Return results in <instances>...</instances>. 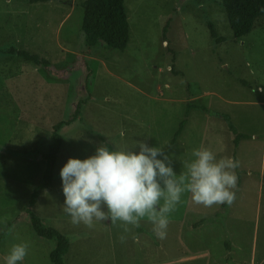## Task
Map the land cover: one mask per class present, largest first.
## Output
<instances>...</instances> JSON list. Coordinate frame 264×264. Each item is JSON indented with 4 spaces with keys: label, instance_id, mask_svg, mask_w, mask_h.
<instances>
[{
    "label": "rangeland",
    "instance_id": "obj_1",
    "mask_svg": "<svg viewBox=\"0 0 264 264\" xmlns=\"http://www.w3.org/2000/svg\"><path fill=\"white\" fill-rule=\"evenodd\" d=\"M82 1L0 0V264L21 242L29 244L22 264H52L55 240L34 232L27 209L68 237L65 264H233L225 253L236 264L252 256L261 264L264 15L235 38L220 0H125L130 38L120 50L102 41L87 46ZM9 47L50 64L28 63L2 49ZM80 100L79 118L58 130L52 184L39 188L52 126ZM231 126L241 134L235 144ZM138 140L163 147L177 175L201 146L238 160L234 203L204 207L183 194L162 240L146 220L125 243L122 229L107 222L72 225L59 176L67 159H85L101 143L119 150Z\"/></svg>",
    "mask_w": 264,
    "mask_h": 264
},
{
    "label": "clouds",
    "instance_id": "obj_2",
    "mask_svg": "<svg viewBox=\"0 0 264 264\" xmlns=\"http://www.w3.org/2000/svg\"><path fill=\"white\" fill-rule=\"evenodd\" d=\"M192 157L183 161V171L177 175L163 147L138 140L133 148L110 150L107 143H101L93 155L68 158L61 167L62 210L74 226L93 229L105 222L118 226L121 243L144 220L152 225L157 239H165L169 216L183 194H190L194 204L204 207L231 206L236 198L238 160L218 159L203 146L193 149ZM10 233L8 229L4 234ZM28 250L27 242L12 244L3 264H22Z\"/></svg>",
    "mask_w": 264,
    "mask_h": 264
},
{
    "label": "trees",
    "instance_id": "obj_3",
    "mask_svg": "<svg viewBox=\"0 0 264 264\" xmlns=\"http://www.w3.org/2000/svg\"><path fill=\"white\" fill-rule=\"evenodd\" d=\"M36 1V0H29ZM125 0H83L81 7L83 8L81 28L86 36L87 46H94L98 41H102L107 47L113 49L124 50L129 42L130 29L127 18V12L124 5ZM222 2L227 20L235 38H240L251 32L255 27L256 21L264 15V0H220ZM212 36H216L213 28L210 26ZM4 52L14 53L20 56L24 61L34 65L50 64L49 60L40 56L38 53L29 52L26 49H18L14 47L2 48ZM80 100L73 112L67 119L59 120L52 126L51 139L52 142L48 146L44 154L45 169L43 175V182L39 188L49 187L52 184L54 167L56 165L57 157L61 151L63 144V137L58 130L63 125H68L79 118ZM183 127V122L174 132L177 136ZM235 132V144L237 139L241 136L231 126ZM38 189H36L30 199V204H33ZM30 214L32 228L34 232L44 238L54 239L55 246L49 252V259L52 264H65L63 257L69 249L70 241L68 237L62 233L58 228L50 225H45L42 218L37 216L32 210L27 209Z\"/></svg>",
    "mask_w": 264,
    "mask_h": 264
},
{
    "label": "crops",
    "instance_id": "obj_4",
    "mask_svg": "<svg viewBox=\"0 0 264 264\" xmlns=\"http://www.w3.org/2000/svg\"><path fill=\"white\" fill-rule=\"evenodd\" d=\"M53 173H54V172H53ZM199 223L202 224V223H203V220H202V222H199ZM199 223H197V224H199ZM197 224H196V225H197ZM196 225H195V226H196ZM225 250H226V249H225ZM197 256H198V254H196V253H195V254H192V259H197ZM237 257H238V256H237ZM225 258H226V259H229V258H230V259L233 261V264H236V262H235V259H236V258H233V256L230 257L229 255H227V254L225 253ZM238 259H239V258H238ZM252 259H253L252 263L247 262V260H241V259H240V261H242V262H246L245 264H248V263H249V264H255V263H256V259H255V257L252 256ZM237 262H238V260H237ZM259 263H261V264L264 263V257L260 259Z\"/></svg>",
    "mask_w": 264,
    "mask_h": 264
}]
</instances>
